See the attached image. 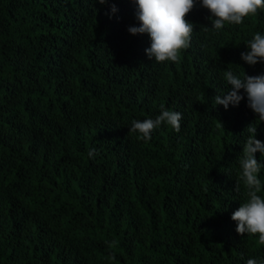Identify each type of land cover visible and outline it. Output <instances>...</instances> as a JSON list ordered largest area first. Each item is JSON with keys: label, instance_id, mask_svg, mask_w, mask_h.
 <instances>
[{"label": "trees", "instance_id": "trees-1", "mask_svg": "<svg viewBox=\"0 0 264 264\" xmlns=\"http://www.w3.org/2000/svg\"><path fill=\"white\" fill-rule=\"evenodd\" d=\"M135 12L133 0H0V264L264 260L231 219L245 128L264 142V122L243 89L238 106L214 103L225 70L264 73L241 59L264 9L216 31L197 3L190 46L163 63L128 31ZM161 105L182 114L179 132H129Z\"/></svg>", "mask_w": 264, "mask_h": 264}, {"label": "clouds", "instance_id": "clouds-1", "mask_svg": "<svg viewBox=\"0 0 264 264\" xmlns=\"http://www.w3.org/2000/svg\"><path fill=\"white\" fill-rule=\"evenodd\" d=\"M97 2V0H93ZM101 5L108 4L109 0H98ZM136 5L135 16L139 25H130L128 31L133 34H147L150 38V47L145 49L150 60L158 63L165 61L178 62L182 50L190 46L194 24L187 17L197 6L206 8L210 15L211 28L219 31L226 25H240L246 17L254 16L258 10L264 9V0H133ZM111 11H117L112 4ZM248 50L241 53V59L248 65L264 62V34L255 33L252 39L245 42ZM223 79L227 90L223 96L214 97L215 105H223L225 109L238 106L247 96V106L256 114L259 124L264 122V73L243 77L225 70ZM160 114L155 119L132 120L130 133H138L139 139L151 140V133L162 124L170 126L176 132L180 131L182 114L178 111L160 106ZM245 130L249 133L242 151L237 157L238 174L235 180V192L244 188V202L240 203L231 216L236 221V232L240 235L258 236V241L264 245V182L259 178L262 163L256 158V153L264 155V142L256 138L257 126L249 124ZM244 130V131H245ZM96 149L88 151L89 158H95ZM113 259L115 257L113 256ZM246 264H264V260L248 258Z\"/></svg>", "mask_w": 264, "mask_h": 264}]
</instances>
